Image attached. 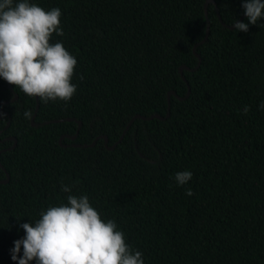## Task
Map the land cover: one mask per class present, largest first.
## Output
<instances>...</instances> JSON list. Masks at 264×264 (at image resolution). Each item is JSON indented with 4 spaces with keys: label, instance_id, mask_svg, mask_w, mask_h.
Listing matches in <instances>:
<instances>
[{
    "label": "trees",
    "instance_id": "16d2710c",
    "mask_svg": "<svg viewBox=\"0 0 264 264\" xmlns=\"http://www.w3.org/2000/svg\"><path fill=\"white\" fill-rule=\"evenodd\" d=\"M208 1L29 0L61 9L64 35L50 43L77 59V91L68 102L39 98L37 113V97L0 78V180L10 176L0 264H18L22 223L67 203L62 182L115 220L145 264H264V18L237 32L242 0H214L202 43ZM182 66L197 70L183 77ZM189 87L186 100L171 98L169 118L136 120L113 151L104 139L84 147L101 136L113 147L136 115L167 117L169 93L186 98ZM66 119L75 121L50 123ZM185 170L192 178L179 186Z\"/></svg>",
    "mask_w": 264,
    "mask_h": 264
},
{
    "label": "clouds",
    "instance_id": "9594fccd",
    "mask_svg": "<svg viewBox=\"0 0 264 264\" xmlns=\"http://www.w3.org/2000/svg\"><path fill=\"white\" fill-rule=\"evenodd\" d=\"M242 7L248 23L235 21L237 32H247L249 24L264 18V0H242ZM61 16V9L45 10L29 0H0V78L44 103L68 102L77 91L72 83L77 59L62 42L50 43L54 33L64 35ZM260 107L264 109V103ZM248 111L245 105L242 112ZM23 115L32 118L30 110ZM192 175L185 170L174 178L183 186ZM73 187L62 182L61 190L69 193L67 203L49 206L34 223L20 225L25 235L14 241L12 260L18 264L33 260L36 264H145L143 253L126 243L115 220L102 219L87 195L71 194ZM193 194L191 189L186 191L188 196Z\"/></svg>",
    "mask_w": 264,
    "mask_h": 264
},
{
    "label": "water",
    "instance_id": "95a60500",
    "mask_svg": "<svg viewBox=\"0 0 264 264\" xmlns=\"http://www.w3.org/2000/svg\"><path fill=\"white\" fill-rule=\"evenodd\" d=\"M211 4H214V5H215V1H214V0H209V1L206 3V6H205L206 16H207V19H208V34H207L206 39H205L202 43L207 42V40H208V38H209V34H210V32H209V30H210V21H209L208 8H209V6H210ZM219 17H220L221 22H222L224 25H226V24L224 23V21L222 20L220 14H219ZM245 17H246V15H244V16L240 19V22H241ZM230 28L233 29L234 27H230ZM198 47H199V45H197V46L195 47V49H194V53H195V55H196V56L199 58V60H200L199 67H198L197 69L200 68L201 63H202V58H201V56L197 53V49H198ZM197 69L194 70V69H190V68L187 67V66H182V67L180 68V73H181V75L184 77V72H185V71H196ZM185 80H186V79H185ZM190 95H191V88H190V87H189V93H188V95H187L186 98H181V97H179V96L177 95V93H176L175 91H171V92L169 93V95H168V99H169V113H168L167 117H163V116L158 115V114H157V115H153V116H151V117H145V116H142V115H136V116L131 120V122L129 123V125H128L126 131L124 132L122 138L120 139V141H119L116 145H114L113 147H109V139H108V137H106V136H101V137H99L98 139H96L91 145H84V147H86V148L94 147V146L97 145V143H98V141H99L100 139H104V140H105L106 147L108 148V150L113 151V150L117 147V145L123 140L124 136L127 134V131L129 130V128L133 125V123H134L136 120H139V119H140V120H144V121H150V120H153V119H158V120L165 121V120H166L167 118H169L170 115H171V98H172V97H176L177 99L183 101V100H186ZM17 99H18V95H15V98H14V100H12V102H15ZM37 99H38V106H37V111H36V112L38 113L39 108H40V106H39V97H37ZM3 104H6V103H3ZM0 111H1V110H0ZM37 113H36V115L34 116L33 121H32L33 126H35V127L40 126L39 124H37V123L35 122L36 117H37ZM72 121H75V120H74V119L57 120V121H52V122H50V123H62V122H72ZM10 124H11V119H10V121H9V123H8V125H7V127H6V129H8V128L10 127ZM78 124H79V129H78L76 135H75L74 137H71V139H73V140L77 139V137L79 136L80 130H81L82 126H83V123H82L81 121H79ZM1 133H2V132H1ZM64 138H65V137H63L62 139H64ZM10 140H14V139L11 138ZM15 143H16V141H15ZM16 145H17V143L15 144V146H16ZM79 147H82V145H80ZM1 153H2V151H0V154H1ZM6 173H7V180H6V181H1V180H0V183H1V184H7V183L10 181V176H9V174H8L7 171H6Z\"/></svg>",
    "mask_w": 264,
    "mask_h": 264
}]
</instances>
